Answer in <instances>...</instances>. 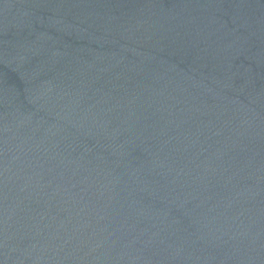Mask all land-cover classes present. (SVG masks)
Segmentation results:
<instances>
[{
  "label": "water",
  "instance_id": "1",
  "mask_svg": "<svg viewBox=\"0 0 264 264\" xmlns=\"http://www.w3.org/2000/svg\"><path fill=\"white\" fill-rule=\"evenodd\" d=\"M0 264H264V0H0Z\"/></svg>",
  "mask_w": 264,
  "mask_h": 264
}]
</instances>
